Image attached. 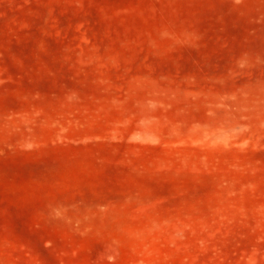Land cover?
Here are the masks:
<instances>
[{
	"label": "rangeland",
	"instance_id": "374dc122",
	"mask_svg": "<svg viewBox=\"0 0 264 264\" xmlns=\"http://www.w3.org/2000/svg\"><path fill=\"white\" fill-rule=\"evenodd\" d=\"M0 264H264V0H0Z\"/></svg>",
	"mask_w": 264,
	"mask_h": 264
}]
</instances>
